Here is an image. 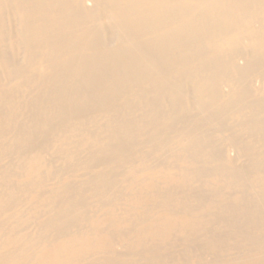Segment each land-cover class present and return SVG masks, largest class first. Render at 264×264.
I'll list each match as a JSON object with an SVG mask.
<instances>
[{
    "label": "bare ground",
    "instance_id": "6f19581e",
    "mask_svg": "<svg viewBox=\"0 0 264 264\" xmlns=\"http://www.w3.org/2000/svg\"><path fill=\"white\" fill-rule=\"evenodd\" d=\"M0 264H264V0H0Z\"/></svg>",
    "mask_w": 264,
    "mask_h": 264
},
{
    "label": "rangeland",
    "instance_id": "374dc122",
    "mask_svg": "<svg viewBox=\"0 0 264 264\" xmlns=\"http://www.w3.org/2000/svg\"><path fill=\"white\" fill-rule=\"evenodd\" d=\"M228 152H230V151H228ZM232 152H230V155H229V153H228V156L230 157V158H232V156H233V153L231 154Z\"/></svg>",
    "mask_w": 264,
    "mask_h": 264
}]
</instances>
